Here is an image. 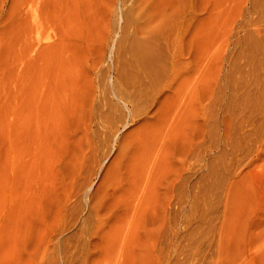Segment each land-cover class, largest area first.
I'll use <instances>...</instances> for the list:
<instances>
[{"label": "rangeland", "instance_id": "1", "mask_svg": "<svg viewBox=\"0 0 264 264\" xmlns=\"http://www.w3.org/2000/svg\"><path fill=\"white\" fill-rule=\"evenodd\" d=\"M0 264H264V0H0Z\"/></svg>", "mask_w": 264, "mask_h": 264}]
</instances>
